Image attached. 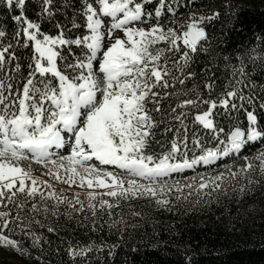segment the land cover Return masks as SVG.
I'll list each match as a JSON object with an SVG mask.
<instances>
[{
    "label": "snow or ice",
    "instance_id": "1",
    "mask_svg": "<svg viewBox=\"0 0 264 264\" xmlns=\"http://www.w3.org/2000/svg\"><path fill=\"white\" fill-rule=\"evenodd\" d=\"M32 2L0 0V7L11 14L10 19L16 25L11 35L0 27V72L11 65L9 71L21 73L22 65L15 48L22 46L32 50L22 88L14 90L10 74L8 83L0 79V209H4L0 210V247L20 256L27 255L21 241L14 238L15 231L20 229L24 232L25 227L40 224L33 214L48 213L50 206L46 201H55L53 208L60 204H67L74 210L77 204L83 208L79 193L74 194L73 203L54 190L42 191L41 186L50 189L51 185L33 176L30 163L24 167L21 161L51 165L57 171L53 173L50 168L48 174L55 175L57 179L60 178L59 170L63 169L68 174L64 183H68L69 187L77 183L74 177H79L81 188L86 185L88 189H104L102 193L86 192L88 208L95 216L97 207L100 210L113 207V203L104 199L98 204L93 203L97 196L128 201L147 199L166 207L170 204L167 195L173 187L177 192L182 189L179 182L168 184L165 177L193 169L198 164L211 165L223 156L240 152L250 142L264 139V128L259 126L255 109H244L248 121L246 128L233 125L224 138H220L225 129L215 122L214 110L218 106L225 110H237L234 102L237 99L242 102L240 108H243L244 101L253 103L252 98L244 97L231 88L217 99H212L210 95L205 99L197 94L196 99H183L171 109L175 114L173 118L182 120L186 118V113L177 112V109L207 105L205 110L195 115L194 122L211 130L216 145L208 148L196 139L193 143L200 148V154L193 152L189 156L187 137H184L183 140L173 139L166 152L149 154L147 151L154 139L152 129L157 126L151 112H162L161 93L153 89L175 88L172 81L185 85L186 80L196 76L195 72L188 71V67L194 54L209 51L211 37L206 22L219 19L221 13L218 10L209 15L190 17L189 23L181 25L185 30L178 34V30L160 23L165 7H168L169 13L172 12L167 0H158V3L157 0H82L80 15L84 23L73 19L69 28L57 21L56 35H52L42 30L41 22L54 19L57 0H35L39 9L36 19L27 14L28 5ZM152 4L156 7L149 10L146 6ZM101 16L111 18L107 27L108 39H112L114 30L122 29L129 46L124 40L116 38L102 51L105 33L101 29L106 25ZM152 18L156 23L148 30L128 27L134 22L147 23ZM74 29H83L84 32L72 38L68 33ZM178 41H182V45ZM161 42L166 45L165 48L155 47ZM73 45L86 51L62 70L57 64L58 60H66L62 49L67 48L75 56ZM165 53L180 54L172 61L171 67L166 58L162 60ZM66 69L72 70V74ZM213 86L211 79L203 85L209 93ZM170 95L164 93L166 97ZM150 103L156 107L150 110ZM260 107L264 109V103ZM64 147L69 149V153L54 158L55 153L50 150ZM93 160L120 171L99 168L90 163ZM255 160L259 161L258 168L254 162H247L240 171L257 170L264 175V152ZM229 174L235 176L231 170ZM198 179V191L209 185L211 191H218L222 189L220 181L224 180V175ZM184 187L192 188L193 185L185 184ZM176 198L179 199V196ZM51 214L57 213L53 211ZM48 231L54 232L55 228L49 227ZM24 234L39 240L35 233ZM86 251L88 247L69 246V254L74 257L82 256Z\"/></svg>",
    "mask_w": 264,
    "mask_h": 264
},
{
    "label": "trees",
    "instance_id": "2",
    "mask_svg": "<svg viewBox=\"0 0 264 264\" xmlns=\"http://www.w3.org/2000/svg\"><path fill=\"white\" fill-rule=\"evenodd\" d=\"M57 3L54 19L41 22L45 33L56 35L57 21L69 28L73 19L84 23L80 15L82 0H57ZM167 3L172 12L169 13L168 7H165L160 23L178 30V34L185 30L181 25L189 23L190 17L194 15H209L217 10L221 15L219 19L206 22L207 32L211 37L209 51L194 54L188 67V71L195 72L196 76L186 80L185 85L172 81L175 88L153 89L161 93L159 99L162 112H151L157 126L152 129L154 139L147 149L148 153L166 152L173 139L183 140L184 137H187L189 156L193 152L200 154V148L193 143L196 139L208 148L217 144L211 130L194 122L195 115L205 110L207 105L177 109V112L186 113V118H173L175 114L171 109L183 99H196L197 94L205 99L209 95L212 99H217L225 91L235 88L238 94L252 98L253 103L244 101L243 108L239 107L242 102L235 100L237 110H225L219 106L214 110L215 122L225 129V133L220 134L221 139L233 125L247 127L244 109H255L259 126L264 128V109L260 107L264 103V0H167ZM225 5L230 7L226 8ZM146 7L152 10L156 4ZM38 10V5L33 0L28 5L27 14L31 19H36ZM10 15L5 8L0 7V27L9 35L16 29ZM150 22L156 23L155 18L147 23ZM83 32V29H74L68 35L74 38ZM178 44L182 45V41H178ZM155 47L165 48L166 45L161 42ZM15 51L22 65L21 73L9 71L11 65L0 72V79L5 83L9 82L7 77L11 75L10 82L14 90L22 88L32 56L31 48L17 46ZM84 51L86 50L73 45V56L67 48H63L62 54L66 60H58V67L64 70L67 63L81 58ZM179 55L165 53L162 60L166 58L171 67L172 61L178 59ZM66 71L72 74V70ZM209 79L214 83L210 93L203 87ZM166 92L171 95L164 96ZM155 107V104H148L150 110ZM262 150L264 139L250 142L240 152L223 156L214 164H198L193 169L172 173L164 179L184 181L198 178L227 168L240 158H251ZM54 158L58 159V156L55 155ZM95 165L108 171H120L112 166ZM255 171L231 175L228 182L221 183V190L211 191L205 197L200 195L170 201L166 207L147 199L128 201L97 196L93 203L98 204L99 200L104 199L113 203V207L104 210L97 207L96 215L93 216L92 210L88 208V199L83 195H80L82 209L79 204L75 206V210L67 204L53 208L55 201H46L50 211L33 214L40 224L24 229V232L35 233L39 240L16 229L14 238L21 241L27 249V255L15 253L12 257L17 260L6 264H264V175ZM41 189L51 191L44 186ZM63 192L59 190L57 193L75 203L74 195L66 196ZM53 211L57 214L52 215ZM49 227L55 228V231L49 232ZM70 245L88 247V251L82 256L74 257L69 254Z\"/></svg>",
    "mask_w": 264,
    "mask_h": 264
},
{
    "label": "rangeland",
    "instance_id": "3",
    "mask_svg": "<svg viewBox=\"0 0 264 264\" xmlns=\"http://www.w3.org/2000/svg\"><path fill=\"white\" fill-rule=\"evenodd\" d=\"M101 19L104 21V23L106 25V27L101 29L105 33L102 51L106 50V48L108 46H110L112 43H114L116 38H120L121 40H124L125 45L129 46L127 44V37L125 36L124 31L122 29L114 30L112 39H108L107 27L110 26L111 23H109L106 19H104L103 16H101ZM154 24H155L154 22L145 23V24H140L138 22H134V24L128 25V27L143 28L145 30H148ZM134 39H139V37H134ZM93 63H94V65L97 64L96 61H94ZM98 99H99V94H98ZM65 135H67V134H65ZM55 150H58V149H55ZM262 152H264V150L260 151L258 154H256L255 156H253L251 158H247V159L244 157L240 158V159L236 160L235 162H233V164L227 168L216 170V171H214L212 173H208V174H203L200 177H215V176L223 173L224 180L220 181V183H226L229 181V178L231 177V175L229 174V170H231L232 173H235V175H238L242 172V171H240V169L242 167H244L247 162H254L255 167L258 168L259 161L255 160V158ZM68 153H69V149L67 147H64L62 149H59V151L56 152V155L59 157L61 155H67ZM97 162L98 161L93 160L90 163L96 164ZM29 163L31 165L32 175L35 177H38L42 181H46L48 184L51 185L50 190H54L55 192L62 190V191H64L63 193L66 196L74 195L76 193H79L80 195L86 196V192H88V191H96V192H100V193L105 191L104 189H97V188L88 189L86 187V185L84 188L79 187V177H74V179H76L77 183H74L71 185V187H69L68 183H64V181L68 179V174H66L63 169L59 170L60 178L57 179L55 177V175L48 174L50 168H48L44 164H38L35 161H21V164L24 167H27L29 165ZM56 171L57 170L55 168H52L53 173H55ZM198 178H192V179H188V180H184V181H167L168 184H172V185H174L176 182H179V185L182 189L181 192H177L176 188L173 187L172 192L167 195V199L171 202H174V201L176 202L179 199L194 198V197H198L200 195H203V197H205L206 195L211 193V185H209L208 188H205L203 190H199V191L197 190L199 187V179ZM140 182L143 183V181H140ZM185 184H192L193 187L192 188L184 187ZM41 188H42V186H41ZM177 196H179V199L176 198ZM14 254H15V252L8 250L6 248L0 247V264H6L7 262H15L17 259L12 257V256H15Z\"/></svg>",
    "mask_w": 264,
    "mask_h": 264
}]
</instances>
